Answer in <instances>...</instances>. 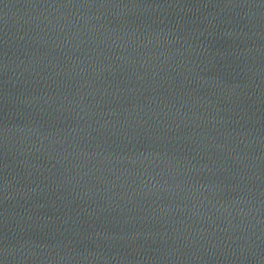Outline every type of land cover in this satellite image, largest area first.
I'll return each instance as SVG.
<instances>
[{
    "label": "water",
    "instance_id": "obj_1",
    "mask_svg": "<svg viewBox=\"0 0 264 264\" xmlns=\"http://www.w3.org/2000/svg\"><path fill=\"white\" fill-rule=\"evenodd\" d=\"M0 264H210L157 0H0Z\"/></svg>",
    "mask_w": 264,
    "mask_h": 264
}]
</instances>
